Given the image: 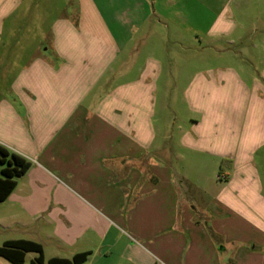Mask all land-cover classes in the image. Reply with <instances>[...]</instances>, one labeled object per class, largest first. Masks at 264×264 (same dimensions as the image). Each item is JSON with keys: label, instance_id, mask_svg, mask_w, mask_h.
<instances>
[{"label": "crops", "instance_id": "obj_1", "mask_svg": "<svg viewBox=\"0 0 264 264\" xmlns=\"http://www.w3.org/2000/svg\"><path fill=\"white\" fill-rule=\"evenodd\" d=\"M203 1L212 17L208 36L216 42L236 35L238 17L264 9V0ZM157 2L153 15L167 11L168 18L165 24L153 20L154 30L176 22L175 0H162L159 10ZM141 7L129 4V17L140 11V19L131 22L122 48L110 32L107 47L84 52L78 47L82 36L64 25L55 42L59 49L39 47L17 73L11 85L16 108L0 101V144L31 163L0 203V236L8 235L1 246L38 243L44 264L85 252L91 253L86 264H264V158L258 157L264 156L258 142L263 133H242L235 152L218 157L227 173L212 191L170 164L181 155L159 143L164 137L155 123V101L148 99L156 84L147 72L113 81L97 95L120 52L132 51L151 17L145 2ZM89 32L86 41L92 42ZM105 59L98 72L95 65ZM150 61L158 71L154 55ZM198 124L177 127L180 147L194 162L198 154H212L205 137L193 133ZM29 254L38 257L27 253L25 261Z\"/></svg>", "mask_w": 264, "mask_h": 264}, {"label": "rangeland", "instance_id": "obj_2", "mask_svg": "<svg viewBox=\"0 0 264 264\" xmlns=\"http://www.w3.org/2000/svg\"><path fill=\"white\" fill-rule=\"evenodd\" d=\"M144 2L151 17L132 42V51L120 52L112 68L114 73L103 77L96 88L97 95L105 93L113 81H133L140 72H147L156 84L154 90H148V99L155 101V123L164 137L158 138L159 143L181 155L180 161L173 159L170 164L178 175L187 174L191 181L213 191L218 177L227 171L218 157L235 152L237 136L263 133L258 142H262L259 147L264 152V9L238 17L241 26L236 35L216 42V38L211 40L208 36L212 17L204 10L203 0H175L176 7L171 12L176 22L168 21V26L160 30H154L151 22L160 17L164 23L167 11L163 17L154 16L155 0H0V101L16 105L14 102L19 100L11 85L17 73L39 47L59 49L55 42L64 25L73 26L82 36L84 41L78 47L84 52L107 47L110 32H115L122 42L118 47L122 48L123 40L130 36L131 22L140 19V11L134 20L129 17V4L142 8ZM160 3L157 2V10ZM89 31H94L92 42L86 41ZM228 53L237 57H229ZM152 55L159 63L158 71L151 66ZM105 63L107 59L95 65L98 72L106 67ZM227 67L235 70L229 72ZM192 120L199 122L193 133L205 137L204 146L212 153L196 155L195 162L180 147L177 129L179 125L189 127ZM260 165L264 168V163ZM2 168L0 164V177ZM7 236H0V246ZM34 257L29 254L25 264H31ZM0 260L11 264L2 257Z\"/></svg>", "mask_w": 264, "mask_h": 264}, {"label": "trees", "instance_id": "obj_3", "mask_svg": "<svg viewBox=\"0 0 264 264\" xmlns=\"http://www.w3.org/2000/svg\"><path fill=\"white\" fill-rule=\"evenodd\" d=\"M0 203L4 202L17 186V178L25 175L31 163L22 156L10 152L0 144ZM27 253H37L38 257L31 264H44L43 249L38 243L26 240L8 241L0 247V257L11 264H24ZM91 253L75 255L71 260L54 258L48 264H86Z\"/></svg>", "mask_w": 264, "mask_h": 264}]
</instances>
